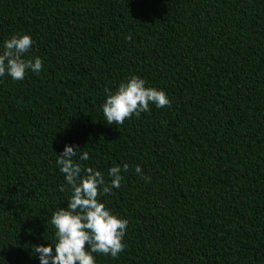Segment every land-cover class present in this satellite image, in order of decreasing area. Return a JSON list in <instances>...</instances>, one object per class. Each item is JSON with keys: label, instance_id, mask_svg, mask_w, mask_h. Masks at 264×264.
I'll list each match as a JSON object with an SVG mask.
<instances>
[{"label": "trees", "instance_id": "obj_1", "mask_svg": "<svg viewBox=\"0 0 264 264\" xmlns=\"http://www.w3.org/2000/svg\"><path fill=\"white\" fill-rule=\"evenodd\" d=\"M19 32L43 66L0 77V264L52 243L65 142L106 180L128 165L98 197L125 248L96 264H264V0H0V42ZM133 74L171 103L109 125Z\"/></svg>", "mask_w": 264, "mask_h": 264}, {"label": "clouds", "instance_id": "obj_2", "mask_svg": "<svg viewBox=\"0 0 264 264\" xmlns=\"http://www.w3.org/2000/svg\"><path fill=\"white\" fill-rule=\"evenodd\" d=\"M34 43L23 32L13 33L0 42V77L7 75L13 81H22L28 72L38 74L43 66L41 58L26 55ZM170 103L163 89L148 86L142 77L133 74L114 89H105L100 108L104 120L111 125L149 111L150 105L162 108ZM88 159V152L75 143L65 142L56 153L55 164L63 174L67 200L66 206L57 207L49 218L54 228L52 243L35 244L31 249L38 264H96L94 254L116 258L125 248L127 219L106 207L98 197L120 187L121 171H127L128 165L109 167L106 180L101 171L81 166L80 162ZM134 171L149 179L143 176L139 165Z\"/></svg>", "mask_w": 264, "mask_h": 264}]
</instances>
